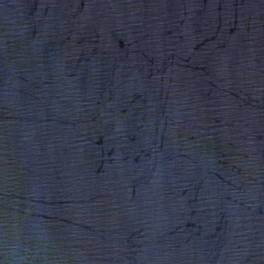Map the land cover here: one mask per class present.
Instances as JSON below:
<instances>
[{"label": "water", "instance_id": "obj_1", "mask_svg": "<svg viewBox=\"0 0 264 264\" xmlns=\"http://www.w3.org/2000/svg\"><path fill=\"white\" fill-rule=\"evenodd\" d=\"M0 264H264V0H0Z\"/></svg>", "mask_w": 264, "mask_h": 264}]
</instances>
